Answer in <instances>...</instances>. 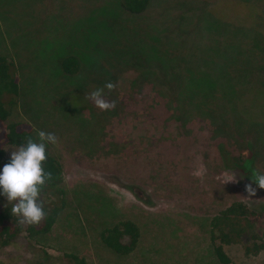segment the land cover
<instances>
[{
    "label": "rangeland",
    "instance_id": "374dc122",
    "mask_svg": "<svg viewBox=\"0 0 264 264\" xmlns=\"http://www.w3.org/2000/svg\"><path fill=\"white\" fill-rule=\"evenodd\" d=\"M0 55L18 77L13 121L58 137L47 147L65 194L51 230L24 231L0 249V264H69L65 254L88 264H221L212 216L233 202L264 203L252 180L264 174V0H151L139 15L118 0H0ZM65 56L77 58L76 74L62 71ZM108 81L117 87L104 95L116 106L105 111L87 94ZM183 92L188 112L172 97ZM220 146L252 159L255 175L226 170ZM17 148L6 145L5 157ZM125 220L139 238L122 256L100 235ZM223 250L230 264H264V250Z\"/></svg>",
    "mask_w": 264,
    "mask_h": 264
},
{
    "label": "trees",
    "instance_id": "16d2710c",
    "mask_svg": "<svg viewBox=\"0 0 264 264\" xmlns=\"http://www.w3.org/2000/svg\"><path fill=\"white\" fill-rule=\"evenodd\" d=\"M118 2L124 11L132 15H139L149 8L151 0H118ZM171 42L173 41L171 40ZM232 54L234 53H230L228 56H233ZM236 54L244 56L248 60L251 59L248 55L243 54L241 48L236 51ZM60 66L67 75L76 74L79 70V62L74 56H65L61 60ZM246 82L248 83V78L245 75L236 80L240 88H243ZM228 89L229 85L226 86L224 78V88L220 90L223 97L227 98L224 92H229ZM18 94L19 86L15 64L12 60L0 55V171H2L5 164L10 162V159L5 157L6 145L20 147L29 138L38 140V131L33 126L25 122L13 121L15 112L18 109ZM189 96L186 92H183L180 96H172L176 98L179 104L183 102V107L180 108L181 112H188L193 109L188 103ZM214 96L216 97L217 95L214 93ZM237 96H240L239 92H237ZM231 101H234L233 96L229 98L228 105H230L231 111H234V127L239 130L242 116L237 103L233 109ZM228 122L227 120L226 123ZM224 123L225 121L219 123V131ZM249 145L252 147L253 143L250 142ZM220 156L226 170L238 172L241 176H247V178L249 175H255L256 171L252 169V159L246 158L242 163V159L233 156L222 146H220ZM44 168L52 173L53 178L46 183L41 191L40 200L43 203L46 216L39 225H27L26 228H23L19 217L11 213L15 202H8L2 190H0V249L17 240L24 231L29 236L45 234L55 224L59 212L65 205V194L58 187L61 182V164L49 151ZM100 238L103 244L111 251L125 256L131 254L135 249L139 231L133 222L125 220L104 229ZM209 240L212 244L213 253L221 264H230V259L224 252L223 245L239 243L246 254L253 255L264 250V203H255L250 206L237 201L220 210L210 219ZM64 259L69 264H88L84 258L75 254H65Z\"/></svg>",
    "mask_w": 264,
    "mask_h": 264
},
{
    "label": "clouds",
    "instance_id": "9594fccd",
    "mask_svg": "<svg viewBox=\"0 0 264 264\" xmlns=\"http://www.w3.org/2000/svg\"><path fill=\"white\" fill-rule=\"evenodd\" d=\"M117 85L111 81L105 83L102 88H97L87 94L94 104L101 110L115 108V100L105 98V88L111 92ZM58 143V137L54 133L38 132V140L29 138L27 142L12 151L10 162L5 164L0 171V190L13 203L11 213L21 217V224L39 225L45 218L43 203L40 200L41 191L47 182L52 180V173L44 168L48 159V144ZM194 175L202 176L203 170H197ZM236 176L226 178V183L235 181ZM258 188L264 189V174L256 173L252 179ZM249 196L256 195V188L252 184L246 186Z\"/></svg>",
    "mask_w": 264,
    "mask_h": 264
}]
</instances>
